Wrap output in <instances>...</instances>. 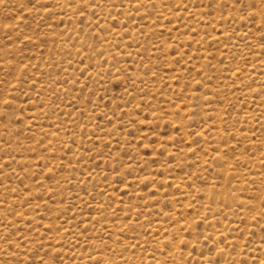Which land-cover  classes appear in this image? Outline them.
I'll return each mask as SVG.
<instances>
[{"label":"rangeland","instance_id":"obj_1","mask_svg":"<svg viewBox=\"0 0 264 264\" xmlns=\"http://www.w3.org/2000/svg\"><path fill=\"white\" fill-rule=\"evenodd\" d=\"M0 264H264V0H0Z\"/></svg>","mask_w":264,"mask_h":264}]
</instances>
